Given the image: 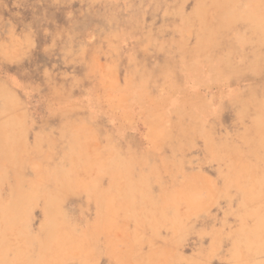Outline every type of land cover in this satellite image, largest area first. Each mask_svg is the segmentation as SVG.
Wrapping results in <instances>:
<instances>
[{
  "label": "rangeland",
  "instance_id": "374dc122",
  "mask_svg": "<svg viewBox=\"0 0 264 264\" xmlns=\"http://www.w3.org/2000/svg\"><path fill=\"white\" fill-rule=\"evenodd\" d=\"M0 264H264V0H0Z\"/></svg>",
  "mask_w": 264,
  "mask_h": 264
}]
</instances>
